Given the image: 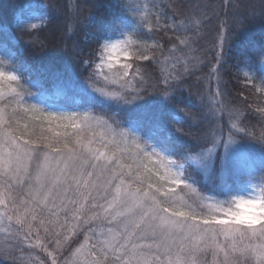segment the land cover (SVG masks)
Listing matches in <instances>:
<instances>
[{"label":"snow or ice","instance_id":"obj_1","mask_svg":"<svg viewBox=\"0 0 264 264\" xmlns=\"http://www.w3.org/2000/svg\"><path fill=\"white\" fill-rule=\"evenodd\" d=\"M181 15L179 27L166 21L163 26L174 28L179 43L189 46L202 21ZM160 21L157 14L156 26ZM18 23L38 28L21 18ZM217 31L219 64L228 36ZM102 39L99 63L76 52L82 71L67 77L53 74V96L13 86L23 77L0 69V255L20 264L40 259L25 248L43 251L50 264H209V254L211 264H264V197L245 200L235 195L237 185L255 172L230 129L212 128L200 151L189 155L173 141L162 111L141 107L135 116L121 120L93 104L100 100L105 106L132 109L162 94V105L169 106L189 71L187 63L184 72L165 71L153 81L129 62L149 60L147 48L137 54L127 48L130 39ZM260 55L264 57V49ZM192 59L191 68L196 69L201 60ZM34 86L42 88L39 81ZM74 96L79 99L72 106ZM223 96L219 89L212 96L213 122L223 124L227 117L232 129L258 139L264 150V131L255 137L241 126L246 117L238 109L223 102L214 107ZM59 98L68 110L54 102ZM259 111L264 115V108ZM170 115L173 125H183L184 117ZM146 124L151 126L149 139L139 134ZM175 132L186 134L183 127ZM191 164L218 193L194 187L185 168ZM259 174L264 176V163ZM246 204L256 211H237Z\"/></svg>","mask_w":264,"mask_h":264},{"label":"trees","instance_id":"obj_2","mask_svg":"<svg viewBox=\"0 0 264 264\" xmlns=\"http://www.w3.org/2000/svg\"><path fill=\"white\" fill-rule=\"evenodd\" d=\"M32 12L43 14V19L35 21ZM157 14L161 16L159 26H156ZM181 14L202 21L199 35L189 46L179 43L174 28L163 26L166 21L168 25L175 23L179 27ZM20 18L29 24L36 23L38 28H21ZM218 29L228 36L219 64L215 59L221 52ZM183 33L181 29V35ZM105 36L109 41L130 39L129 52L138 54L147 48L149 60L132 58L129 62L133 63V70L140 66L153 81L165 71L184 72L186 63L189 71L184 73L169 106L162 105V94L132 109L115 103L105 106L100 100L93 101L94 106L105 108L107 115L116 114L121 120L126 115L135 116L141 107L150 108L152 112L162 111L163 123L172 133L173 141L189 155L200 151L201 143L212 128L230 129L238 142L251 146L250 159L246 162L254 169V179L264 188V176L259 174L264 150L260 149L259 140L246 137L245 132H236L227 117L223 124L214 123L209 113L213 107L212 96L219 89L224 96L217 97L215 108L223 102L238 109L241 118L246 117L241 126L255 137L264 131V115L259 111L264 108V57L260 55L264 49V0H0V60L3 61L0 68L21 75L19 85L13 86H22L28 92L44 90L53 96L57 83L54 73L67 77L71 72L82 71L76 52L99 63ZM194 57L201 60L196 69L191 68ZM213 68H218L219 72H212ZM80 80L83 82V76ZM35 81L40 82L41 89L34 86ZM159 87H164L162 80ZM151 95L156 96L157 92L152 91ZM77 99L79 97H73L72 106ZM54 102L68 110L63 98ZM171 113L184 117L183 125H173ZM176 127H183L186 134L176 133ZM150 132L151 126L146 124L139 134L149 139ZM223 135L226 139L229 132ZM194 137H199L200 142ZM185 168L200 192L218 193L219 189L194 164ZM15 255L20 256L19 252ZM0 264L20 262L0 255Z\"/></svg>","mask_w":264,"mask_h":264},{"label":"rangeland","instance_id":"obj_3","mask_svg":"<svg viewBox=\"0 0 264 264\" xmlns=\"http://www.w3.org/2000/svg\"><path fill=\"white\" fill-rule=\"evenodd\" d=\"M39 16L40 15L36 13L35 16H33L34 20L36 21L37 19H39V18H37ZM124 39H126V38H123V39L120 38V39H115V40H124ZM115 40H112V41H115ZM128 45H127V48H128ZM119 62L120 63L124 62V57L123 56L120 57ZM237 143L241 144L239 146V151L242 152V153H246L247 156H249L250 155L249 152H250V150H252L251 146L244 145L243 143H240L238 141H237ZM237 159L239 160L240 157H237ZM261 189H262L261 184H259V182H257L256 179H254L253 175H251L250 177L246 178V182H241L240 184L237 185V187L235 189V192L236 193H242V194H245V195H248L250 193L259 194ZM219 198H223V197H219ZM81 239H82V237H81ZM29 251H31L35 256H38L40 258L39 260L32 261V264H40L41 260L44 261L45 264H50V262L47 259V256L45 255V253L43 251H38L36 249H27V248L24 249L25 253H27ZM19 255H21L20 252H19ZM208 256H209V258H208L209 264H211L212 256H211V254H209ZM25 260H27V257H25Z\"/></svg>","mask_w":264,"mask_h":264},{"label":"clouds","instance_id":"obj_4","mask_svg":"<svg viewBox=\"0 0 264 264\" xmlns=\"http://www.w3.org/2000/svg\"><path fill=\"white\" fill-rule=\"evenodd\" d=\"M119 53H116V55H118ZM3 69V68H0ZM5 72H8L6 70H4ZM5 83L7 82L6 80L4 81ZM235 195L239 198H243L245 200H252V199H257L260 197H264V192H259V194H255V193H250L248 195L242 194V193H235ZM237 211L243 213V214H253L256 209L253 205L251 204H246L243 207L237 209Z\"/></svg>","mask_w":264,"mask_h":264}]
</instances>
